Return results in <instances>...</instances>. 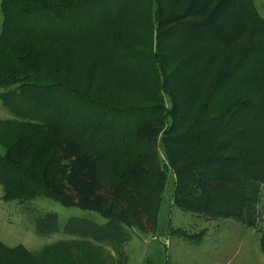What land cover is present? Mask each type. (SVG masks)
<instances>
[{
  "label": "trees",
  "instance_id": "obj_1",
  "mask_svg": "<svg viewBox=\"0 0 264 264\" xmlns=\"http://www.w3.org/2000/svg\"><path fill=\"white\" fill-rule=\"evenodd\" d=\"M1 10L0 100L14 116L0 119L1 198L49 197L106 222L73 217L63 231L78 238L40 252L0 240V264H125L97 244L122 250L135 228L154 230L173 178L182 211L256 227L264 19L255 0H2ZM175 41L201 48L180 61L163 48ZM219 45L204 98L182 96L177 78L201 58L211 64L207 50ZM35 230L58 232L57 214Z\"/></svg>",
  "mask_w": 264,
  "mask_h": 264
},
{
  "label": "rangeland",
  "instance_id": "obj_2",
  "mask_svg": "<svg viewBox=\"0 0 264 264\" xmlns=\"http://www.w3.org/2000/svg\"><path fill=\"white\" fill-rule=\"evenodd\" d=\"M0 0V32L3 22ZM260 16L264 19V0H255ZM149 46L156 49V42L149 38ZM164 49L177 50L181 60L193 55L201 48L199 43L164 42ZM222 45V44H221ZM230 46V45H229ZM208 60L213 62H196L197 71L193 75H180L177 82L183 85L184 97L204 95L211 84L224 59V47L217 51L207 50ZM165 56H169L165 54ZM204 57V58H205ZM169 59V57H167ZM177 60V59H176ZM169 68V76L175 74V62ZM179 75V74H177ZM172 78V77H171ZM182 79V80H181ZM187 80L183 83L181 81ZM172 81V80H171ZM184 81V82H185ZM173 83V81H172ZM14 116L0 100V119H10ZM5 149L0 144V153ZM173 182L170 180L162 202L157 227L154 230L142 232L134 230L131 238L123 244L122 250L115 251L109 243H98L104 257L112 261H124L125 264H264V253L260 246V237L264 232V185L256 204L259 219L256 227H250L236 218H210L192 212L182 211L173 203ZM3 189L0 185V240L10 247L25 246L32 252H40L44 247L60 241L78 238L76 235L63 231L65 224L73 217L86 218L98 223L106 219L97 212L78 206L67 207L49 197H38L28 202L5 201L1 197ZM46 212H54L58 216L60 230L50 235H40L35 230L36 220ZM193 236L202 237L195 241ZM102 252V253H103Z\"/></svg>",
  "mask_w": 264,
  "mask_h": 264
}]
</instances>
